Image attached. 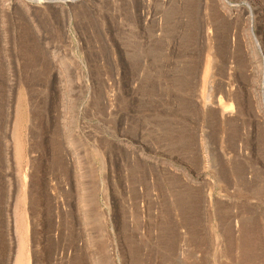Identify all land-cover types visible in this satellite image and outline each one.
<instances>
[{"label":"rangeland","instance_id":"obj_1","mask_svg":"<svg viewBox=\"0 0 264 264\" xmlns=\"http://www.w3.org/2000/svg\"><path fill=\"white\" fill-rule=\"evenodd\" d=\"M0 264H264V0H0Z\"/></svg>","mask_w":264,"mask_h":264}]
</instances>
